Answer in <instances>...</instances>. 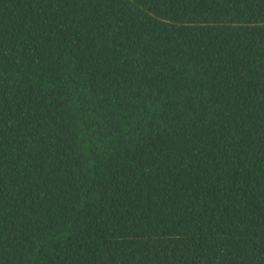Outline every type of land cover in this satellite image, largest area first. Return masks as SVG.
Segmentation results:
<instances>
[{
    "label": "trees",
    "instance_id": "obj_1",
    "mask_svg": "<svg viewBox=\"0 0 264 264\" xmlns=\"http://www.w3.org/2000/svg\"><path fill=\"white\" fill-rule=\"evenodd\" d=\"M0 264H264V0H0Z\"/></svg>",
    "mask_w": 264,
    "mask_h": 264
}]
</instances>
